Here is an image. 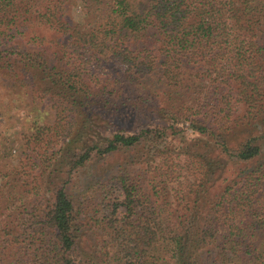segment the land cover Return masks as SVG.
Returning <instances> with one entry per match:
<instances>
[{"label": "trees", "instance_id": "1", "mask_svg": "<svg viewBox=\"0 0 264 264\" xmlns=\"http://www.w3.org/2000/svg\"><path fill=\"white\" fill-rule=\"evenodd\" d=\"M0 79V264H264V0H0Z\"/></svg>", "mask_w": 264, "mask_h": 264}, {"label": "rangeland", "instance_id": "2", "mask_svg": "<svg viewBox=\"0 0 264 264\" xmlns=\"http://www.w3.org/2000/svg\"><path fill=\"white\" fill-rule=\"evenodd\" d=\"M67 15L70 28L78 30L84 29V23L88 21V19L77 4L69 3ZM6 80L2 81L0 79V145L2 144L4 147H9L10 153H12V156L15 158L18 155L17 149L19 150L20 146L23 145L24 139L27 137L29 131L30 117L28 116H31V112L27 110L31 105L28 104V99L30 100V97L26 94L25 86L14 82L11 83L9 80L8 83H6ZM31 104L41 108L39 109L40 111L45 112L46 110V112H48L46 117H43L42 120L39 119L40 122L44 123L51 120L50 112L48 111L50 107L48 104H43V106L42 103L39 102ZM34 114L35 112L32 113V116ZM176 125L183 129L185 137L194 136L196 134L187 124V121H178ZM178 144L179 143L175 140L169 142L167 145L168 151L174 155L175 150L177 151ZM209 154H214V150L211 149ZM156 160L146 158V155L143 154V157L140 158L138 163V167L148 170L147 176L149 178L152 176L158 177L154 175ZM169 185H171V183H169ZM80 188V186L77 187V184L73 186L75 191L80 190ZM81 198V195H78L77 198L74 199V202L77 204L81 201V205L84 207L83 210L85 212H88V209L93 211L98 206L91 195L86 196L84 199ZM85 241L87 240L85 239ZM82 244L85 245V243Z\"/></svg>", "mask_w": 264, "mask_h": 264}]
</instances>
